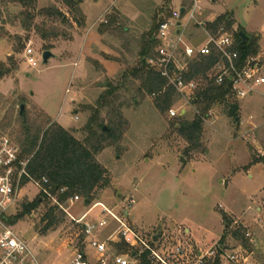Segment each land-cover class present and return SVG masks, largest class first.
Listing matches in <instances>:
<instances>
[{
    "label": "rangeland",
    "instance_id": "1",
    "mask_svg": "<svg viewBox=\"0 0 264 264\" xmlns=\"http://www.w3.org/2000/svg\"><path fill=\"white\" fill-rule=\"evenodd\" d=\"M9 1L0 0V27L9 35L0 39V62L13 55L18 70L0 80V136L16 146L22 104V117L29 123L42 129L59 125L81 141L89 116L85 107H95L105 83L117 84L124 70L138 65L141 37L154 32L156 22L172 10L190 5V0H81L78 7L84 22L79 20L77 25L60 0H36L34 25L51 26L47 19L37 16L40 9L49 6L58 9L72 25L66 29L54 24L71 35L70 41L44 43L35 29L23 30L19 17L22 8ZM197 2L198 22L210 23L222 16L231 24L228 29L223 26L233 37L242 33L247 41L257 40L254 57L260 59L264 77V0ZM108 17L110 25L104 27ZM99 29L103 31L101 39L95 40ZM15 36L24 44L18 54L13 53ZM185 37L190 43L203 40L192 22ZM45 51L53 55L46 65L41 59ZM96 58L109 68L105 70ZM29 59L33 65L27 63ZM212 76L213 72H208L209 80ZM195 81L194 95L204 85L200 78ZM136 85L119 91L126 123L121 136L96 156L106 171L109 187L97 190L89 205L79 198L58 207L52 199L42 198L37 187L26 184L4 224L26 242L40 263L70 264L72 252L81 248V226L72 219H79L100 203L120 218L127 209V224L156 250L171 254L182 245L191 262L196 251H213L218 245L224 255L242 249L248 256L247 264H264V163H255L264 156L263 99L253 95L235 102L238 122L226 115L233 103L226 99L215 103L206 123L202 122L199 147L192 149L171 126L178 117H194L186 102L176 97L171 107L186 109V113L170 118L156 108L153 96L135 95ZM261 91L264 93V85ZM100 118L107 126L108 110L100 111ZM130 201L134 204L128 208ZM32 204V210L24 214V206ZM50 209L58 224L46 230L43 218ZM100 211L93 209L84 221H96ZM114 228L111 222L97 236L104 240ZM185 260L174 258L172 264H186ZM221 264L231 263L222 260Z\"/></svg>",
    "mask_w": 264,
    "mask_h": 264
},
{
    "label": "trees",
    "instance_id": "2",
    "mask_svg": "<svg viewBox=\"0 0 264 264\" xmlns=\"http://www.w3.org/2000/svg\"><path fill=\"white\" fill-rule=\"evenodd\" d=\"M61 3L68 7L74 21L77 25L84 22V17L79 10L81 0H60ZM97 1V0H93ZM12 4H16L22 8L19 17L21 18V27L24 31L30 32L35 29L42 42L50 41H70L71 35L60 30L54 24H58L66 29L72 28L69 19H66L58 9L53 6L42 8L37 12V16L44 17L50 22L49 27L46 23H42L40 27L34 25L36 17L35 6L36 0H10ZM2 11L0 10V17ZM73 19V20H74ZM81 22H80V21ZM158 22V21H157ZM157 22L154 32L148 31L141 37L140 50L138 52V65L136 67L123 71L117 84L108 83L103 94L97 99L95 107H85L89 116L82 127L84 135L81 141L76 140L68 131L56 124H50L42 129L39 126L29 123L25 116L20 117V130L16 143L21 150V155L29 159L27 165L28 173L34 180H40L45 177L51 195L56 196L58 204H64L71 197H78L87 201L89 205L95 199V192L109 187V180L106 178V171L96 161L98 156L109 144H113L121 136V129L126 123L123 119V105L119 103V91L127 86L136 85L133 90L135 95H152L154 94V102L156 108L160 112H165L171 108L176 100V94L171 90L162 92L164 79L157 70L148 65V60L155 57L157 41L155 39L157 33ZM110 23L109 17L106 20L107 27ZM225 25L230 28L231 24L225 17H218L210 23H206L209 30H214L219 25ZM103 31L99 29V34ZM4 35L9 36L0 27V39ZM238 43L236 50L239 54L240 61H244L248 57L255 56L258 52L257 40L252 39L241 44L242 39L235 35ZM17 47L13 50L14 54H18L23 49L21 37H14ZM180 58V57H179ZM183 58V57H181ZM216 56L198 57L194 60L184 59L182 64H186L187 73L185 79H202L204 85L200 91L194 95L192 100L193 106L198 110L199 116L194 115L191 120L178 117L171 126L174 127L177 134L191 145L192 149L199 147V140L202 130V118L208 117L210 108L218 102L224 101L227 92L226 87L214 85L212 80L207 77L208 72L216 61ZM18 70V64L13 55L8 56L4 62H0V80L13 75ZM131 90V89H130ZM132 92V90H131ZM135 99H132V103ZM108 110L107 126H104L103 119L100 118V111ZM75 112V111H74ZM226 115L234 122H238V106L233 104L228 106ZM47 119V118H46ZM49 123L47 119V124ZM46 124V125H47ZM106 128V131L103 128ZM255 163H264V156ZM64 189L63 193H59ZM42 198H47L41 192ZM34 207V204L24 206V214H28ZM53 210L50 209L44 216L43 220L47 221L46 230L56 227L58 224L52 215ZM81 238L83 240L82 227H80ZM115 252L126 253L128 247L124 243L112 245ZM147 253H143L139 257L140 264H149L147 261Z\"/></svg>",
    "mask_w": 264,
    "mask_h": 264
},
{
    "label": "built area",
    "instance_id": "3",
    "mask_svg": "<svg viewBox=\"0 0 264 264\" xmlns=\"http://www.w3.org/2000/svg\"><path fill=\"white\" fill-rule=\"evenodd\" d=\"M197 9V0H190L189 6H180L157 22L155 39L158 45L155 57L148 60V65L155 68L164 79L162 92L173 91L179 99L186 102L196 116H199L198 110L192 104L196 81L185 79L188 70L186 64L178 62V58L194 60L198 57L214 55L217 59L209 71L213 72L210 80L216 86L226 87L224 99L234 104L255 95L264 101V93L261 91L264 85L263 66L260 64V59L252 56L240 61L236 50L239 45L234 37L223 25L209 30L206 23L198 22L195 18ZM180 10H183V13H180ZM191 22L202 33L203 40L198 43H190L185 37ZM27 63L33 65V60L29 59ZM151 96L155 97L154 94ZM185 113L186 109L173 107L167 111L170 118L182 116ZM205 119L201 117L204 123H206ZM28 162L29 159L21 155L18 146L7 137L0 136V264H42L26 242L3 222L18 204L24 185L32 184L37 187L43 195L52 199L55 205L60 207L49 189L45 188L48 185L47 179L42 177L37 181L28 173ZM63 192L64 189L59 191V193ZM78 200L76 196L68 199L71 203ZM133 204L134 201H130L128 208ZM97 207L101 210L99 218L96 221L85 222L88 214ZM127 216V209L124 210V217L120 218L102 204L96 203L79 219H72L82 227L83 240L81 248L72 252L70 264H140L139 257L145 252L148 254L149 264H172L174 258L187 259L186 264H221L222 260L231 264H247L248 262V256L242 249L224 255L222 246L218 245L213 251H196L191 262L182 245H177L171 254L156 250L138 231L127 224L125 220ZM111 222L115 224L114 230L101 240L97 234L107 230ZM118 243H124L128 247L126 253L115 252L112 245Z\"/></svg>",
    "mask_w": 264,
    "mask_h": 264
},
{
    "label": "water",
    "instance_id": "4",
    "mask_svg": "<svg viewBox=\"0 0 264 264\" xmlns=\"http://www.w3.org/2000/svg\"><path fill=\"white\" fill-rule=\"evenodd\" d=\"M180 13H183V10H180ZM176 33L178 34V31ZM238 37L240 39H242L241 44L246 43L247 39H246L245 35H243L242 33H239L238 34ZM52 57H53V55L50 52H48V51L43 52L42 55H41L42 63L44 65H46L48 63L49 59H51ZM103 87H106V83L103 85ZM23 111H24V105L22 104L19 107V116H22L23 115ZM103 130L106 131V128L104 127ZM84 203L86 205L88 204L87 201H84ZM152 240H153V242H155L156 241V238H153Z\"/></svg>",
    "mask_w": 264,
    "mask_h": 264
},
{
    "label": "crops",
    "instance_id": "5",
    "mask_svg": "<svg viewBox=\"0 0 264 264\" xmlns=\"http://www.w3.org/2000/svg\"><path fill=\"white\" fill-rule=\"evenodd\" d=\"M96 4H98V3H96ZM96 4H93V5H96ZM180 6H181V5H180ZM99 36H100V37H99ZM96 38H98V39L100 38V39H101V34H99V35L96 34V35H95V40H97ZM86 44H87V42H84V44H83V45H84V47H83V50H84V51H85V49H86ZM86 50H87V49H86ZM92 58H93V57H92ZM94 58H95V57H94ZM94 60H96V61H97V62H98V63H99V64H100L105 70H107V69L109 68L108 65H107L105 62H103V61H102V62L99 61L98 58H96V59H94ZM91 212H92V211H91ZM91 212H90V213H91ZM90 213H89V214H90ZM89 214H88V215H89ZM128 215H129V214H128ZM97 217H99V215H97Z\"/></svg>",
    "mask_w": 264,
    "mask_h": 264
}]
</instances>
